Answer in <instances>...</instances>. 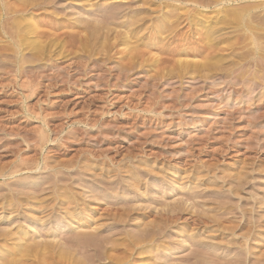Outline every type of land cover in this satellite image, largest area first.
Instances as JSON below:
<instances>
[{
  "label": "rangeland",
  "instance_id": "374dc122",
  "mask_svg": "<svg viewBox=\"0 0 264 264\" xmlns=\"http://www.w3.org/2000/svg\"><path fill=\"white\" fill-rule=\"evenodd\" d=\"M19 1L0 0V264H264V0H39L41 40L17 46Z\"/></svg>",
  "mask_w": 264,
  "mask_h": 264
},
{
  "label": "bare ground",
  "instance_id": "6f19581e",
  "mask_svg": "<svg viewBox=\"0 0 264 264\" xmlns=\"http://www.w3.org/2000/svg\"><path fill=\"white\" fill-rule=\"evenodd\" d=\"M40 1L44 2V0H40ZM40 1H39V0H20V1H19V3H20L19 12H20V13H26V15L23 16V17H19L17 21L14 20V21L16 22V23L14 24V27H16L15 31L17 30V27H21L22 29L20 30V33H19V30H18V33L14 32V36H13V35H10V34L7 35V34H8L7 32H6V34H5V35L7 36L6 38L9 39L10 41H13V40L15 39V43H16V45L18 44L17 46H21L22 43L24 42V40L26 41L27 39H30V40H32V39H36L35 42H38V39L40 38V36L43 35V32H42V33L38 32V27H37L36 25H34V24H35V18H36V15H34L32 12H30V11H29L30 9L27 10L28 7H31V10H34V9H36L37 7L39 8V7H40V6H39V5H40V3H39ZM51 1H52V0H51ZM79 2H80V1H79ZM197 2H198V1H197ZM203 2H204V0H203ZM211 2H212V1H211ZM214 2H215L216 4H219L220 1H219V0H214ZM89 3H90V2H89ZM199 3H201V0L199 1ZM212 3H213V2H212ZM7 4H8V3L5 4V8H7V7H6ZM14 4H16V3L14 2ZM17 4H18V2H17ZM41 4H42V3H41ZM47 4H49V2H47ZM17 6H19V4H18ZM17 6H16V7H17ZM200 7H201V6H200ZM8 8H9V6H8ZM8 8H7L6 10H8ZM202 8H203V7H202ZM216 8H217V7H216ZM43 9H44V8H43ZM185 9H186V8H185ZM10 10H11V9L9 8V11H10ZM9 11H7V12H9ZM14 11H15V9H12V10L10 11V13H12V14H13V13H16V12H14ZM178 11H179V10H178ZM181 11H182V10H181ZM186 11H187V9H186ZM17 12H18V11H17ZM182 12H184V11H182ZM192 12H193V11H192ZM234 12H235V11H234ZM10 13H6L5 10H4V9H1V6H0V18L3 19L5 16L7 17L8 14H10ZM35 13H36V12H35ZM185 13H186V12H185ZM228 13H229V12H228ZM106 14H107V13H106ZM187 14H188V15H187ZM200 14H201V13H200ZM202 14H203V13H202ZM218 14H220V13H218ZM230 14H231V13H229V15H230ZM175 15H176V14H175ZM186 15H187V16H184V17H185V18L187 17V21H188L189 19H191V17L193 16V15H189V13H186ZM205 15H206V14H205ZM205 15H204V16H205ZM225 15H227V14L225 13ZM107 17H108V16H107ZM199 17H201V16H199ZM205 17H206V16H205ZM232 17H233V16H232ZM232 17H231V18H232ZM8 18H9V17H8ZM100 18H101V17H100ZM192 18H193V17H192ZM219 18H220V17H219ZM225 18H226V16H225ZM102 19H103V21H105V18H104V17H103ZM133 19H134V18H133ZM133 19H132V20H133ZM204 19H205V18H204ZM233 19H235V17H234ZM237 19H238V18H237ZM6 20H7V19H6ZM90 20H91V19H90ZM90 20H89V21H90ZM93 20H94V19H93ZM97 20H98V19H97ZM113 20H114V19H113ZM135 20H136V19H135ZM235 20H236V19H235ZM84 21H85V20H84ZM94 21H96V20H94ZM103 21L100 20V23L103 22ZM189 21H190V20H189ZM5 22H6V21H5ZM7 22H8V21H7ZM86 22H87V21H86ZM98 22H99V20H98ZM98 22H97V24L99 25ZM106 22H107V19H106ZM220 22H221V21H220ZM222 22H223V21H222ZM8 23H10V22H8ZM81 23H82V22H81ZM89 24H90V23H89ZM103 24H104V22H103ZM128 24H129V23H128ZM219 24H220V23H219ZM10 25H11V24H10ZM109 25H110V24H108L107 26H109ZM111 25H112V24H111ZM222 25H224V24H222ZM6 26H7V25H6ZM88 26H89V25H88ZM90 26H91V25H90ZM180 26H181V25H180ZM3 27H4V25H3ZM6 28H8V27H6ZM9 28H10V27H9ZM11 28H12V26H11ZM91 28L94 29V31H95V29H96V28H94V26H91ZM128 28H129V27H128ZM3 29H4V28H3ZM48 29H49V28H48ZM100 29H102V28H100ZM103 29H105V28H103ZM6 30H7V29H6ZM10 31H12V30L10 29ZM102 32H103V31H102ZM105 32H106V31H104L103 33H105ZM107 32H108V31H107ZM15 33H16V34H15ZM99 33H100V32H99ZM103 33H102L101 35H103ZM108 33H109V32H108ZM118 33H119V32H118ZM120 33H121V31H120ZM122 33H123V32H122ZM124 33H126V31H124ZM127 33H128V31H127ZM11 34H12V32H11ZM213 34H214V33H210V34H209L208 36H206V37H203V36H202V38H201V40H200V43H201V44H204V45H206V46L209 47L208 44H209L210 42H212V40H214V38H213ZM57 35H58V34H57ZM116 35H117V34H116ZM119 35H120V34H119ZM121 35H122V34H121ZM44 36H45V35H44ZM46 36H47V35H46ZM46 36H45V37H46ZM53 36H54V34H53ZM55 36H56V34H55ZM117 36H118V35H117ZM117 36H116V38H117ZM56 37H57V36H56ZM103 38H105V34H104ZM199 38H200V37H199ZM42 39H43V37H42ZM40 40H41V38H40ZM206 40H207V41H206ZM205 41L208 42V43H204ZM23 44H24V43H23ZM13 45H14V43H13ZM204 45H202V46H204ZM22 47H23V46H22ZM51 47H53V46H51ZM211 47H212V46H211ZM211 47L209 48L210 51H212V50H211ZM5 48H6V47H5ZM12 50H13V49H12ZM12 50H9V51H12ZM35 50L38 51V49H35ZM5 51L8 52L6 49H5ZM23 51H24V50H23ZM203 51H204V50H203ZM206 51H209V50L207 49ZM213 51H214V50H213ZM0 52H1V50H0ZM36 53H37V52H36ZM36 53H35V54H36ZM20 54H21V53H20ZM13 59H14V58H13ZM128 59H129V58H128ZM134 59H135V58H134ZM22 62H24V61H22ZM128 62H130V61L128 60ZM131 62H132V61H131ZM19 63H20V62H19ZM130 65H131V63H130ZM125 66H126V65H125ZM127 66L129 67V65H127ZM43 166H44V165H43ZM44 167H45V166H44ZM36 169H37V168H36ZM65 176H66V175H65ZM94 176H95V174H94ZM97 176H98V175H97ZM244 177H245V176H244ZM124 179H125V178H124ZM242 179H243V177H242ZM244 180H245V179H244ZM247 180H248V178H247ZM247 180H246V181H247ZM62 181H63V180H62ZM62 181H61V183L63 184ZM130 181H131V180H130ZM233 181H234V180H233ZM238 181H239V179H238ZM246 181H244V182L246 183ZM236 182H237V181H236ZM96 183H97V182H96ZM102 184H103V183H102ZM234 184H235V183H234ZM234 184H233V185H234ZM240 184H242V183H240ZM47 185H48V184H47ZM102 186H104V185H102ZM105 186H106V185H105ZM129 186H130V185H129ZM135 186H137V185H135ZM181 186H182V185H181ZM185 186H186V185H185ZM185 186H184V187H185ZM229 186H230V185H229ZM235 186H236V184H235ZM46 187H47V186H46ZM182 187H183V186H182ZM236 187H237V186H236ZM50 188H51V187H50ZM69 188H70V187H69ZM107 188H108V187H107ZM179 188H180V186H179ZM38 189H40V188H38ZM47 189H48V188H47ZM185 189H186V187H185ZM61 190H62V188L60 189V191H61ZM137 190H138V189H137ZM179 190H181V188H180ZM23 191H24V190H23ZM46 191H47V190H46ZM133 191H134V190H133ZM243 191H244V190H243ZM36 192H39V193H40V190H39V191H36ZM36 192H33V193L35 194ZM44 192H45V189H44ZM86 192H87V191H86ZM143 192H144V190H143ZM162 192H163V191H162ZM225 192H226V191H225ZM21 193H22V191H21ZM137 193H138V191H137ZM174 193H175V192H174ZM236 193H237V192H236ZM84 194H86V193H84ZM93 194H94V193H93ZM165 195H166V194H165ZM177 195H178V194H177ZM173 196H174V195H173ZM188 197H189V196H188ZM241 197H242V196H241ZM160 198H161V197H160ZM181 198H182V197H181ZM182 199H183V198H182ZM186 199H187V198H186ZM216 199H217V198H216ZM245 199H247V198H245ZM184 200H185V199H184ZM194 200H195V199H194ZM196 200H197V198H196ZM208 200L210 201V199H208ZM223 200H224V198H223ZM229 200H230V199H229ZM164 201H166V200H164ZM186 201H188V200H186ZM213 201H215V200H213ZM213 201L211 200V202H213ZM181 202H182V201H181ZM206 202H207V201H206ZM211 202H210V203H211ZM228 202H230V201L227 200V203H228ZM107 203H108V202H107ZM115 203H116V202H115ZM160 203H161V202H160ZM197 203H198V202H197ZM217 203H218V202H217ZM217 203H216V204H217ZM224 203H226V202H224ZM233 203H234V202H233ZM233 203H231V205H232ZM22 204H23V203H22ZM116 204H118V203H116ZM123 204H124V203H123ZM127 204H128V203H127ZM180 204H181V203H180ZM180 204H179V205H180ZM182 204H183V203H182ZM109 205H110V204L108 203V206H109ZM174 205H175V204H174ZM179 205H176V206H179ZM183 205H184V204H183ZM192 205H193V204H192ZM235 205H236V204H235ZM250 205H251V204H250ZM111 206H112V205H111ZM117 206H119V204H118ZM123 206H124V205H123ZM123 206H121V207H123ZM139 206H140V205H139ZM139 206H138V207H139ZM141 206H143V205H141ZM168 206H169V205H168ZM171 206H172V205H171ZM176 206H175V207H176ZM184 206H185V205H184ZM188 206H189V205H188ZM251 206H252V205H251ZM115 207H116V206H115ZM125 207H126V206H124V208H125ZM129 207H130V205H129ZM172 207H174V206H172ZM179 207H180V206H179ZM181 207H182V205H181ZM221 207H222V205H221ZM241 207H242V206H241ZM241 207H240V208H241ZM244 207H245V206H244ZM249 207H250V206H249ZM256 207H257V206H256ZM110 208H111V207H110ZM117 208H119V207H117ZM126 208H128V207H126ZM142 208H143V207H142ZM182 208H183V207H182ZM184 208H185V207H184ZM186 208H187V207H186ZM188 208H189V207H188ZM215 208H217V207H215ZM229 208H230V207H229ZM254 208H255V207H254ZM169 209H170V208H169ZM173 209H174V208H173ZM175 209H176V208H175ZM180 209H181V208H180ZM114 210H115V209H114ZM120 210H121V209H120ZM131 210H132V209H131ZM137 210H138V209H137ZM140 210H141V209H140ZM144 210H145V209H144ZM146 210H147V209H146ZM167 210H168V209H167ZM176 210H179V208L176 209ZM181 210H182V209H181ZM185 210H188V209H185ZM225 210H226V209H225ZM234 210H235V209H234ZM245 210H246V209L244 208V211H245ZM262 210H263V209H262ZM108 211H109V210H108ZM124 211H126V210H124ZM128 211H129V210H128ZM160 211H161V210H160ZM165 211H166V210H165ZM172 211H173V210H172ZM214 211H215V210H214ZM226 211H228V210H226ZM106 212H107V211H106ZM120 212H121V211H120ZM154 212H155V211H154ZM178 212H179V211H178ZM183 212H185V211L183 210ZM217 212H218V211H217ZM224 212H225V211H224ZM228 212H229V211H228ZM231 212H233V211H231ZM14 213H15V212H14ZM117 213H119V211H118ZM157 213H158V212H157ZM157 213H156V214H157ZM161 213H162V212H161ZM119 214H121V213H119ZM167 214H168V213H167ZM170 214H171V212H170ZM174 214H175V213H174ZM179 214H180V212L178 213V215H179ZM206 214H207V213H206ZM206 214L203 213V215H206ZM211 214H212V213H211ZM213 214H214V213H213ZM213 214H212V215H213ZM225 214H226V213H225ZM229 214H230V213H229ZM258 214H259V213H258ZM117 215H118V214H117ZM153 215H154V214H153ZM171 215H172V214H171ZM197 215H198V214H197ZM199 215H200V214H199ZM199 215H198V216H199ZM201 215H202V214H201ZM208 215H210V213H209ZM234 215H236V214H234ZM237 215H239V214H237ZM248 215H250V214H248ZM103 216H105V215L103 214ZM133 216H134V215H133ZM151 216H152V215H151ZM164 216H165V215H164ZM167 216H168V215H167ZM195 216H196V215H195ZM221 216H223V215H221ZM221 216H220V217H221ZM258 216H259V215H258ZM46 217H47V216H46ZM63 217H64V216H63ZM107 217H108V216H107ZM120 217H122V215H121ZM172 217H173V216H172ZM200 217H201V216H200ZM207 217H208V216H207ZM244 217H245V216H244ZM246 217H247V215H246ZM259 217H261V216H259ZM262 217H263V216H262ZM72 218H73V217H72ZM123 218H124V217H123ZM126 218H127V217H126ZM163 218H164V217H163ZM217 218H218V215H217ZM225 218H226V216H225ZM233 218H234V217H233ZM119 219H120V218H119ZM119 219H118V220H119ZM148 219H149V218H148ZM193 219H194V218H193ZM193 219H192V221H193ZM201 219H202V218H201ZM220 219H221V218H220ZM234 219H235V218H234ZM238 219H239V218H238ZM254 219H255V218H254ZM146 220H147V219H146ZM154 220H155V219H154ZM156 220H157V219H156ZM166 220H169V217H168ZM166 220H165V221H166ZM174 220H175V219H174ZM37 221H38V220H37ZM204 221H205V220H204ZM209 221H210V218H209ZM258 221H259V219H258ZM92 222H93V219H92ZM110 222H111V221H110ZM195 222H196V221H195ZM205 222H206V221H205ZM211 222H212V221H211ZM213 222H214V221H213ZM235 222H236V221H235ZM143 223H144V221H143ZM172 223H173V221H172ZM214 223H215V222H214ZM222 223H223V222H222ZM222 223H221V225H222ZM144 224H145V223H144ZM155 224H156V223H155ZM168 224H170V223L168 222ZM195 224H196V223H195ZM209 224H211V223H209ZM226 224H227V223H226ZM246 224H247V221H246ZM47 225H48V224H47ZM227 225H228V224H227ZM229 225H230V224H229ZM233 225H234V224H233ZM28 226H29V225H28ZM69 226H74V224H73V223H70ZM92 226H93V225H92ZM98 226H99V225H98ZM146 226H147V224H146ZM156 226H157V224H156ZM162 226H163V225H162ZM224 226H225V223H224ZM236 226H237V225H236ZM157 227H158V229H159L160 226H157ZM157 227H156V229H157ZM120 228H121V227H120ZM141 228H142V227H141ZM143 228H144V229H145V228L149 229L148 227H145V226H144ZM150 228H151V227H150ZM75 229H76V227H75ZM78 229H79V228H78ZM87 229H89V228L87 227ZM98 229H99V228H98ZM121 229H122V228H121ZM121 229H120V230H121ZM158 229H157V230H158ZM160 229H161V228H160ZM160 229H159L158 232H160V231L162 232V231H163L162 229H161V230H160ZM256 229H257V228H256ZM76 230H77V229H76ZM80 230H81V229H80ZM82 230H83V231H86V234L84 233V235H85L84 237H79V236H80L79 233L82 234V236H83V233H81ZM82 230H81L79 233L76 232V233H78L77 235H76V234H73V235H76V236H77L76 239H79V238L81 239V238H83V239H81V241H82V240H84V238H85V241H86L87 236H89L90 233H91V232H90V233H88V232H89L91 229L87 231V230H85V227H84V229H83V227H82ZM94 230H95V229H94ZM116 230H117V229H116ZM116 230H115V231L113 230L114 233H116ZM130 230H132V229H130ZM141 230H142V229H141ZM145 230H146V229H145ZM157 230H156V231H157ZM46 231H47V230H46ZM77 231H79V230H77ZM92 231H93V230H92ZM95 231H96V230H95ZM118 231H119V230H118ZM137 231H139V229H138ZM150 231H151V230H150ZM150 231H149V230H148V231L146 230L145 233L148 232L147 234H148V235L150 234L149 236H151L152 231H151V233H150ZM154 231H155V228H154ZM240 231H242V230H240ZM243 231H244V230H243ZM247 231H248L247 234H249V233L252 231V228L249 227V229H248ZM10 232H11V231H10ZM10 232H8V233H10ZM64 232H65V231H64ZM109 232H110V231H109ZM139 232H141V231H139ZM161 232H160V234H161ZM245 232H246V231H245ZM68 233H69V232H68ZM73 233H74V232H73ZM87 233H88V234H87ZM93 233H94V232H93ZM106 233L108 234V232H106ZM114 233L111 234V232H110V234L113 235V236H114ZM120 233H121V232H120ZM142 233H143V232H142ZM196 233H197V232H196ZM239 233H240V232H239ZM2 234H4V232H3ZM14 234H15V232H14ZM24 234H25V233H24ZM62 234H63V233H62ZM64 234H65V233H64ZM66 234H67V233H66ZM147 234L145 235L146 237H147ZM155 234H157V233L155 232ZM158 234H159V233H158ZM158 234H157V235H158ZM160 234H159V236H160ZM165 234H167V233H165ZM244 234H245V233H244ZM247 234H245V235H247ZM8 235H9V234H8ZM10 235H11V234H10ZM54 235H55V234H54ZM73 235H72V236H73ZM86 235H87V236H86ZM98 235H99V234H98ZM98 235L96 234V238H94L95 240H93V241H97V239H98ZM101 235H102V234H100V236H101ZM104 235H105V234H104ZM104 235H102V236H104ZM111 235L108 234V236H106L107 238H106V237H103V238L101 237V238H100V236H99V238L102 239V240H103L104 238H106V239L104 240V241L106 242L107 239L109 240V238H110L109 236H111ZM143 235H144V233H143L142 235H140V237L143 238V237H142ZM188 235H189V234H188ZM1 236H2V235H1ZM60 236H61V235H60ZM60 236H58V237H60ZM64 236H66V235H64ZM69 236H70V234H68V238H67V239L64 237L65 239H64L63 241L65 242V240H66L65 243H68V242H67L68 239H71V238H69ZM90 236H93L92 233H91ZM113 236H111V237L113 238ZM116 236H117V237H118V236L121 237V235H116ZM178 236H179V235H178ZM186 236H187V235H186ZM70 237H71V236H70ZM78 237H79V238H78ZM93 237H95V236H93ZM93 237H88V239L92 240ZM108 237H109V238H108ZM117 237H116V238H117ZM152 237H154V235L151 236V238H152ZM166 237H167V235H166ZM166 237H165V238H166ZM174 237H175V236H174ZM187 237H188V236H187ZM35 238H36V237H35ZM51 238H52V237H51ZM51 238H50V239H51ZM62 238H63V236H62ZM62 238H61V239H62ZM73 238H74V237H73ZM114 238H115V237H114ZM118 238H119V237H118ZM138 238H139V237H138ZM149 238H150V237H149ZM165 238H163V239H165ZM175 238H176V237H175ZM175 238H173V239H175ZM181 238H182V237H181ZM181 238H180V239H181ZM189 238H190V237H189ZM197 238H198V237H197ZM228 238H230V237L228 236ZM243 238L246 239L247 241H248V239H249V237H243ZM17 239H18V238H17ZM17 239H16V240H17ZM21 239H22V238H21ZM52 239H53V238H52ZM100 239H99V240H100ZM146 239H147V238H146ZM146 239H145V240H146ZM204 239H205V238H204ZM204 239H203V240H204ZM239 239H240V238H239ZM45 240H46V239H45ZM45 240H44V242H45ZM59 240H60V239H59ZM59 240H58V242H59ZM90 240H88L89 243H91ZM102 240H100V242H102L101 244H102V245L105 244V245L107 246L108 243H105V242L102 241ZM141 240H142V239H141ZM177 240H178V239H177ZM181 240H182V242H183V246H187V245H186V242H185V241H187V238H186L185 241H184V239H181ZM192 240H193V239H192ZM199 240H200V239H199ZM208 240H209V239H208ZM212 240H214V239H212ZM21 241H22V240H21ZM49 241H50V240H49ZM53 241H54V240H53ZM53 241H52V242H53ZM70 241H72V240H70ZM70 241H69V242H70ZM85 241H84V242H85ZM93 241H92V242H93ZM109 241H110V240H109ZM119 241H120V240H119ZM138 241H140V240L137 239V242H134V241H133V242H130L129 246H131V247H136L137 244H138V243L140 244V242H141V241H140V242H138ZM142 241H143V240H142ZM146 241H147V240H146ZM189 241H190V240H189ZM206 241H207V239H206ZM220 241H222V240H220ZM226 241H227V240H226ZM233 241H234V240H233ZM239 241H240V240H239ZM22 242H23V241H22ZM24 242H26V241H24ZM28 242H29V240H28ZM46 242H47V240H46ZM46 242H45V243H46ZM52 242H51V243H52ZM56 242H57V241H56ZM58 242H57V243H58ZM78 242H79V240H78ZM103 242H104V243H103ZM153 242H154V241H153ZM174 242H175V241H174ZM179 242H180V241H179ZM215 242H217V241H215ZM228 242H229V240L227 241V243H228ZM231 242H232V241H231ZM49 243H50V242H49ZM59 243H60V242H59ZM59 243H58V244H59ZM65 243H64V244H65ZM89 243H88V244H89ZM95 243H99V242L97 241V242H95ZM95 243H93V244H94V245H93L94 248H95ZM110 243H111V242H110ZM110 243H109L108 245H110ZM119 243H120V242H119ZM220 243H222V242H220ZM227 243H226V244H227ZM232 243H233V242H232ZM234 243H235V242H234ZM260 243H261V242H260ZM53 244L55 245V242H54ZM64 244H63V247L65 246ZM101 244H99V247H97L98 250H99ZM111 244H112V245H116V244H115V241H114V243L112 242ZM122 244L124 245V243H122ZM171 244H172V243H171ZM176 244H177V243H176ZM181 244H182V243H181ZM189 244H191V243H189ZM230 244H231V243H230ZM230 244H229V245H230ZM235 244H236V243H235ZM239 244H240V243H239ZM245 244H246L245 246H246L247 248H249L248 244H247V243H245ZM24 245H25V244H24ZM26 245H28V244H26ZM30 245H31V244H30ZM30 245H28V246L30 247ZM43 245H44V244H43ZM50 245H52V244H50ZM50 245H49V246H50ZM56 245H57V244H56ZM59 245H60V244H59ZM66 245H67V244H66ZM70 245H71V244L68 243V246H70ZM81 245H82V244H81ZM96 245H98V244H96ZM117 245H118V243H117ZM120 245H121V244H120ZM164 245H165V243H164ZM174 245H175V244H174ZM28 246H27V247H28ZM33 246H34V244H33ZM33 246H32V247H33ZM45 246H46V244H45ZM52 246H53V245H52ZM60 246H61V245H60ZM71 246L75 247L76 245L74 244V245H71ZM71 246H70V247H71ZM79 246H80V244H79ZM84 246H85V245H84ZM91 246H92V245H91ZM93 246H92V247H93ZM150 246H151V245H150ZM166 246H167V245H166ZM179 246H180V245H179ZM189 246H191V245H189ZM233 246H234V245H233ZM21 247L24 248V246H21ZM25 247H26V246H25ZM35 247H36V246H35ZM35 247H33V248H35ZM37 247H38V246H37ZM39 247H40V246H39ZM42 247H44V246H42ZM57 247H58V246H56V248H57ZM63 247H62V249H63ZM70 247H69V248H70ZM73 247H71V249L74 250ZM112 247H113V246H112ZM177 247H178V246H177ZM181 247H182V246H181ZM193 247H194V246H193ZM58 248H59V247H58ZM65 248H67V250H68V247H65ZM75 248H79V247L76 246ZM82 248H84V247H82ZM126 248H127V247H126ZM183 248L186 249L185 247H183ZM199 248H200V247H199ZM25 249H27V248H25ZM28 249H29V248H28ZM36 249H37V248H36ZM51 249H52V248H51ZM59 249H60V248H59ZM100 249H102V248H100ZM110 249H111V245H110ZM128 249H129V248H128ZM128 249H127V250H128ZM164 249H165V248H164ZM194 249H196V248H194ZM200 249H201V248H200ZM22 250H23V249H22ZM43 250H44V249H43ZM43 250H42V251H43ZM78 250H79V249H78ZM98 250H97V251H98ZM111 250H112V249H111ZM165 250H166V249H165ZM174 250H175V248H174ZM198 250H199V249H198ZM198 250H196V251H198ZM11 251H13V250H11ZM60 251H61V250H60ZM60 251H59V252H60ZM71 251H72V250H71ZM83 251H86V250H82V252H83ZM97 251H96V255H97V257H98V260L101 261V259H99V256H100L99 253H100V251H99V253H98ZM109 251H110V250H109ZM118 251H119V250H117V252H118ZM146 251H147V250H146ZM166 251H167V250H166ZM193 251H195V250H192V252H193ZM199 251H200V250H199ZM261 251H262V250H261ZM261 251H260L261 254H260V253H259V254L262 256V252H261ZM21 252H22V251H21ZM21 252H20V253H21ZM23 252H24V251H23ZM23 252H22V253H23ZM80 252H81V249H80ZM80 252H79V253H80ZM90 252H91V251H90ZM147 252H148V251H147ZM150 252H151V251H150ZM201 252H202V251H201ZM42 253H43V252H42ZM88 253H89V252H88ZM91 253H92V252H91ZM97 253H98V254H97ZM115 253H116V252H115ZM120 253H121V252H120ZM151 253H152V252H151ZM193 253H194V252H193ZM198 253H200V252H198ZM202 253H204V255H205L204 250H203ZM202 253H201V254H202ZM206 253H208V252L206 251ZM44 254H45V252H44ZM60 254H62V253H60ZM66 254H68V252H67ZM80 254H81V253H80ZM83 254H85V253H83ZM92 254H93V253H92ZM121 254H122V253H121ZM121 254H119V255L121 256ZM153 254H155L154 251H153ZM190 254H192V253H190ZM259 254H258V256H259ZM20 255H21V254H20ZM69 255L71 256V253H70ZM69 255H68V256H69ZM122 255H124V254H122ZM174 255H175V254H174ZM192 255H193V254H192ZM192 255H191V256H192ZM198 255H199V254H198ZM92 256H93V255H92ZM193 256H194V255H193ZM208 256H209V255H208ZM213 256H214V255H213ZM255 256H256V255H255ZM255 256H253V257H255ZM263 256H264V254H263ZM263 256H262V257H263ZM10 257H11V256H10ZM18 257H19V255H18ZM18 257H17V258H18ZM57 257H58V256H57ZM85 257H86V256H85ZM97 257H96V258H97ZM101 257H102V259H103V256H101ZM101 257H100V258H101ZM115 257H116V256H115ZM157 257H158V255H157ZM187 257H188V256H187ZM209 257H211V258H209V259H213L212 255H210ZM256 257H257V256H256ZM21 258H22V257H21ZM65 258H66V257H65ZM82 258H83V257H82ZM92 258H93V257H92ZM92 258H91V259H92ZM113 258H114V257H113ZM116 258H117V257H116ZM121 258H124V257H121ZM219 258H220V257H219ZM234 258H235V257H234ZM248 258H249V257H248ZM260 258H261V257H260ZM5 259H6V258H5ZM73 259H74V257H73ZM75 259H77V258H75ZM91 259H90V260H91ZM162 259H163V258H162ZM162 259H161V260H162ZM169 259H170V258H169ZM190 259H191V258H190ZM206 259H207V258H206ZM235 259H236V258H235ZM256 259H257V258H255V260H256ZM3 260H4V258H3ZM61 260H62V259H61ZM85 260H86V259H85ZM114 260H115V259H114ZM156 260H157V258H156ZM167 260H168V259H167ZM177 260H180V259H177ZM192 260H193V259H192ZM228 260H230V258H229ZM255 260H253V262H254ZM46 261H47V260H46ZM64 261H66V260H64ZM68 261H69V259H68ZM75 261H76V260H75ZM75 261H74V262H75ZM93 261H94V260H93ZM105 261H106V260H105ZM148 261H149V260H148ZM163 261L165 262L166 260H163ZM175 261H176V260H175ZM181 261H182V259H181ZM187 261H189V259H188ZM193 261H194V260H193ZM211 261H212V260H211ZM215 261H216V260H215ZM217 261H218V260H217ZM221 261H223V260H221ZM230 261H231V260H230ZM259 261L263 263V261H261V260H259ZM4 262H5V261H4ZM80 262H81L82 264H85V263H83L82 261H80ZM90 262H91V261H90ZM161 262H162V261H161ZM212 262H213V261H212ZM236 262H239V261H236ZM22 263H23V262H22ZM75 263H77V262H75ZM86 263H87V262H86ZM93 263H94V262H93ZM95 263H96V262H95ZM95 263H94V264H95ZM178 263H179V261H176V264H178ZM182 263L184 264L183 261H182ZM185 263H186V262H185ZM210 263H211V262H210ZM220 263H221V262H220ZM227 263H228V262H227ZM229 263H230V262H229ZM241 263H242V262H241ZM257 263L260 264L259 262H257ZM77 264H79V262H78ZM87 264H88V263H87ZM96 264H97V263H96ZM116 264H117V263H116ZM127 264H128V263H127ZM187 264H189V262H188ZM190 264H192V263H190ZM215 264H216V263H215ZM217 264H218V263H217ZM223 264H224V262H223ZM225 264H226V262H225Z\"/></svg>",
  "mask_w": 264,
  "mask_h": 264
}]
</instances>
